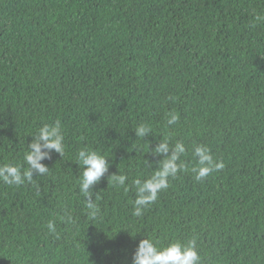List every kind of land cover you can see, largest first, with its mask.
Masks as SVG:
<instances>
[{
  "label": "trees",
  "instance_id": "1",
  "mask_svg": "<svg viewBox=\"0 0 264 264\" xmlns=\"http://www.w3.org/2000/svg\"><path fill=\"white\" fill-rule=\"evenodd\" d=\"M56 120L65 152L41 161L49 173L0 182V264H132L144 238H195L201 264H264V0H0V165L23 171ZM163 139L184 143L189 169L196 145L225 167L178 173L135 217L132 181L155 170ZM83 148L109 159L95 221L79 193Z\"/></svg>",
  "mask_w": 264,
  "mask_h": 264
},
{
  "label": "clouds",
  "instance_id": "2",
  "mask_svg": "<svg viewBox=\"0 0 264 264\" xmlns=\"http://www.w3.org/2000/svg\"><path fill=\"white\" fill-rule=\"evenodd\" d=\"M257 19H260L257 17ZM178 115L169 113L167 125L172 126L177 123ZM150 132L148 126L141 124L135 129V136L144 138ZM64 132L61 122L56 120L52 124H43L31 143L27 145L23 160L27 167L22 171L21 166L13 164L0 165V182L9 186H20L24 183H33V175L44 176L49 173V168L41 163L43 160L51 159L54 152L60 157L64 155ZM154 156H160L155 170L146 179L136 178L132 181L135 188V199L133 203L132 215L141 217L144 211L154 204L161 191L167 190L169 180L175 178L178 173L191 171L196 181H201L213 172L223 170L224 163L215 160L211 154V149L204 145H196L192 149L194 163L189 169L188 163L181 160L186 152L183 142L177 141L170 144L168 139H163L152 150ZM109 159L99 154L97 151L83 148L77 153V161L82 166V173L79 177V193L84 197L86 215L90 221L100 218L101 210L97 203L98 198H93L91 189L97 185L101 178L108 173ZM114 185L126 186L127 177L125 175L113 174L108 177ZM68 221L71 222L69 216ZM50 232H55V224L49 221L46 225ZM132 264H201V257L197 251V241L195 238L187 243L180 241L171 242L166 246H159L150 238L141 239L132 257Z\"/></svg>",
  "mask_w": 264,
  "mask_h": 264
}]
</instances>
